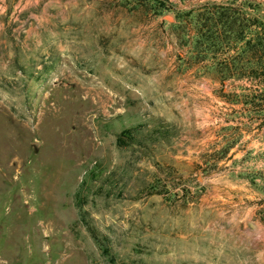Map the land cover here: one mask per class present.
<instances>
[{"label":"rangeland","instance_id":"1","mask_svg":"<svg viewBox=\"0 0 264 264\" xmlns=\"http://www.w3.org/2000/svg\"><path fill=\"white\" fill-rule=\"evenodd\" d=\"M0 264H264V0H0Z\"/></svg>","mask_w":264,"mask_h":264},{"label":"trees","instance_id":"2","mask_svg":"<svg viewBox=\"0 0 264 264\" xmlns=\"http://www.w3.org/2000/svg\"><path fill=\"white\" fill-rule=\"evenodd\" d=\"M257 49H258V48H256V47L254 48V50H257ZM256 74H257V73H256ZM257 75H258V74H257ZM258 76H259V75H258ZM118 136H119V135H118ZM118 138H120V137H118Z\"/></svg>","mask_w":264,"mask_h":264}]
</instances>
